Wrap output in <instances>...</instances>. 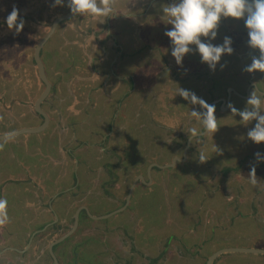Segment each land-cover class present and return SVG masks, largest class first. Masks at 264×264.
<instances>
[{
	"label": "rangeland",
	"instance_id": "obj_1",
	"mask_svg": "<svg viewBox=\"0 0 264 264\" xmlns=\"http://www.w3.org/2000/svg\"><path fill=\"white\" fill-rule=\"evenodd\" d=\"M37 1L0 0V34H3L7 28L5 26L7 25L6 18L14 6L19 9V18L22 17L23 12H26L25 8H28L29 12L24 17L29 15L33 18L32 25L30 21L24 23L28 26L23 27L25 30L18 33L19 37L24 38L26 34H32L31 30L35 24V12L38 7ZM43 1V34H46L52 21L57 16L70 10L67 7V0H65L64 5H59V9L52 7L51 0ZM174 2H178V0H170V3L165 0L156 3L153 0H117L109 16L78 15L68 23L66 22L65 24L68 26L61 29L63 33L61 37L64 41L59 42L57 36L52 37L42 50L45 55L41 53L44 55L43 60L46 64L48 77L52 75L54 79L59 80L58 85L61 91L66 90L68 92L69 89H74V93H82L87 88V83L97 85L100 78L97 76L96 80L93 78L89 81L87 77L89 72L86 68H80L79 70L77 66L69 67L70 63L67 62L71 58L67 55L64 56V52H70L71 50L74 52L75 50L77 53L82 51L83 47H88L85 52L93 56L95 49H100L101 43H99V40L107 39L104 37L108 32L106 30L108 26L106 27V25L109 22L111 34L118 36V39L125 45L123 47L125 53L123 55L120 53L124 57V63L121 64L126 67V62L131 61L130 59L139 60L140 83L135 91L136 99L124 109V114H122L123 111L120 113L123 117L122 120L127 121L128 126L125 129H120L117 125L113 129L111 128L110 141L107 145L116 144L121 141L120 139H125V141L129 139L128 143L134 145L132 138H135L138 141L136 143L138 145V156L139 158L143 157V162L139 161L138 163L139 171L142 172H146L151 162L160 164L169 162L170 159H167V157L172 156L170 154H173V150L169 151L166 148L162 149L163 152L159 149V146H164V139L174 140V132L178 131L179 133H176L180 135V138L177 137V140H180L178 151L181 153L184 147L181 137H184L186 132L190 134L197 129L195 123L189 121V118L193 116L192 111L194 108L191 102H187L188 106L185 107L176 103L177 93H180L181 89L194 93L192 89L197 86L198 94H194L198 101L205 100V103L214 98L225 97L226 88L240 83L246 84L248 78L251 77V73L243 71L240 67L241 64L237 63L238 57H243L244 54L245 62L242 63L244 69L246 65L251 63L253 55L259 56V50H253L247 44L249 37L244 19L229 17L222 18L219 27L228 30L229 37L233 41L231 46L234 52L231 55L225 53L217 64L215 71L207 63L201 61V56L195 45L190 46L193 51L185 55L182 66L178 65L171 54L170 38L165 35V32L173 26L167 23L168 17L163 12L164 7ZM113 14L119 16L120 20H115ZM223 28H218V35L215 40H211L210 37H202V41L211 42L215 45ZM136 29L140 40L134 44L131 39ZM13 31H11L9 44L7 38L1 41L10 45L11 58L7 59V57L6 59L11 61H6L4 65L0 63V132L10 129V126L7 125L9 110H12L11 119L21 117L18 120V125L15 126V130L42 121L41 116L33 118L23 116L24 110L28 111L29 109V112L33 113L32 105L37 99L34 92L28 97L25 96V81L23 78L26 76V72L24 67H27V70L31 73V79H35L37 67H34L32 57L37 42L36 39L38 40L42 34L36 36L32 44L28 42L30 58L23 61L22 48L25 46V40L17 41L14 37L16 32ZM223 41L224 39H222L220 45L223 44ZM67 44L71 49L67 48ZM229 62H232V64L229 65ZM221 65H224V67L221 68ZM194 73H201L202 80L198 81L195 79L196 77H192V75L196 76ZM252 75L253 81L259 87H262L261 90H264V73L256 71ZM1 78L4 80H1ZM53 78H49L51 83ZM179 80L185 81L179 83ZM212 85L214 87L217 85L216 89L212 90L213 92L209 89ZM37 90L39 93L41 85ZM59 92L49 98V102L58 106L60 110L59 119L71 120L70 115H72V117L80 120L86 119L85 123L89 127L92 125L98 126L102 124L103 120L112 117L102 115L103 120L98 121L99 116L90 107L85 110L82 102L76 105L68 98L59 101V98L56 97V95L59 96ZM238 93L244 94L241 88ZM25 98L28 100L27 107L23 104ZM261 100L263 101V98ZM246 101L238 95H232L230 99V103L238 110L248 107ZM193 104L195 103L193 102ZM66 106L74 108L69 110ZM213 106L219 116L217 118V131L214 134L209 133L203 138L195 139L194 152L188 158V162L185 161L173 169H155L157 175L150 185L155 183L159 188L164 189L166 202L168 203L161 211L159 210L160 214L151 215L149 207L146 209L148 212L146 217L143 210L134 209L133 206L136 208L137 203L141 209H144L149 201L148 198L140 200L142 195L138 196V200L136 199L137 203L133 201L138 195V189L143 186L141 184H144L140 181V184L138 183L133 191L129 207L125 212L117 214V217L114 215V217L108 218L109 221L104 223L90 222L86 217L80 220L81 223L75 235L64 246L60 247V249L68 251L71 261L73 260L72 251L75 247L78 253L76 258L79 259L78 261L76 259L77 263L75 264H114L118 259L116 263H120L123 249L120 248L119 244L126 238L123 233L131 229H135L134 233H136L139 264H154L149 262L151 258L156 259L155 264H205L212 253L224 247L264 248V170L260 168V165L264 162L258 163L256 166L258 184L254 186L249 179V165L255 162V153L264 154V143L256 144L247 136L249 129L255 126L256 121L245 124L242 118L238 114L234 115L228 107H221L220 110L219 104ZM202 109L203 106L197 102L194 110L202 113ZM11 123L13 122L11 121ZM155 123L159 126L164 125L168 130H172V133L168 132L167 136L164 137L163 130L162 132H156V137L152 138V134L148 133V129L152 131ZM134 126H138V135ZM107 130L110 131V128ZM144 130L145 133L143 134L141 131ZM117 133H119L118 138ZM42 136H46V134L41 132L25 133L2 139L0 140V153L19 152L21 151V145L25 148L26 144L33 145L32 150H38L36 147L41 145L40 139ZM98 141L94 136L89 140V143L95 144ZM42 142L46 143V140H42ZM71 143L64 139L61 141L62 146L65 145V149H68ZM123 144L125 148L127 145L124 141ZM71 146L76 147L74 143ZM140 146L142 153L139 152ZM83 151L99 153L102 149L99 145H96L91 146L90 149L84 148ZM200 153L206 156V162H200ZM80 168H76L75 173H78L79 169L81 175L80 185L82 186L79 191L82 193L76 197L69 194L70 199L69 197L59 198V209L63 212L62 217L65 220L61 222V226L65 227L64 229L72 225L73 210L81 202L89 201L92 195L98 197L103 195V191L101 194L99 193L100 189H94L88 195H85L83 183L87 182L86 175L88 173L85 172V176H83ZM183 171L187 173L185 176L182 174ZM137 172L134 166L131 173L123 176L114 188L116 197L112 201L115 204L107 205L104 202L99 208V213H109L114 206L124 203ZM105 200L110 201L107 198L102 199V201ZM172 201L179 202L178 211L173 209ZM153 202L156 201L153 200ZM175 212L186 215V222L179 219L174 220ZM49 232L52 234V231ZM40 242L42 243V241ZM65 256L64 261L67 262ZM47 262H49L48 259ZM213 264H264V254L226 252L219 256Z\"/></svg>",
	"mask_w": 264,
	"mask_h": 264
},
{
	"label": "flooded vegetation",
	"instance_id": "obj_2",
	"mask_svg": "<svg viewBox=\"0 0 264 264\" xmlns=\"http://www.w3.org/2000/svg\"><path fill=\"white\" fill-rule=\"evenodd\" d=\"M51 1H52L51 3L52 7L59 9V5L53 6L54 0ZM165 1L170 3V0H165ZM37 6L38 7L35 12L36 14L35 24L32 27L33 29L31 30L33 33L30 35L32 37H36L39 34H42V36H40V38L38 39V41H40L45 35L43 34L44 22H43V10H42V6H44V1L38 0ZM25 9L26 12L22 13L23 14L22 17L27 15L29 12L28 8ZM22 17L21 19H23L24 22L30 21L31 25L33 24L32 16L28 15L24 18ZM107 24H109V22H107ZM27 26L28 24H24V27ZM50 26L48 27L47 32L49 31ZM220 28L223 27L220 26L219 29ZM135 34H137V29L135 30ZM109 35L113 36L110 32H108L106 36ZM31 36L29 37V40H32ZM6 38L9 44L11 40L10 29H8V32L6 29L3 34H0V62L11 61V60H6L7 57H8L7 59L11 58L10 45L6 44L7 42H1L3 39ZM100 42L104 45V47H106L107 45H113L115 47H119L118 42H116V40H113L111 44L109 43V41H105V39H101ZM22 49L24 53L23 60L25 59L27 60L28 58H30L29 57L30 54L27 52L29 47L24 46ZM133 60H135V58H133ZM238 60L237 63L239 62L238 64L239 65L241 64L240 67L243 70L242 63L245 61L242 60V57L240 56L238 57ZM32 61L34 63V67H37L34 60V54L32 57ZM230 64H232V62H229V65ZM118 66L119 64H117L115 66V69L112 71L110 69V75L114 76L115 80L118 82V85L121 84L122 86H124V88L121 89V92L123 93L121 99L123 100V97L126 96L127 101L125 104L124 103L120 104L121 110L123 108L122 114H124V109L128 107L132 103V101L136 99L135 91L137 90L140 83V77H139L140 72L138 65H136L135 70L132 69V74H124L123 68L119 69ZM24 71L26 72L25 73L26 76L23 78V80L25 81L24 82L25 96L28 97L33 92L34 94H37L38 93L37 89H39V85H44V83L39 77L38 69L36 72L35 79L34 78L31 79V73L27 70V67H24ZM194 74H196V76L192 75V77H196L195 79H197L198 81L202 80L200 77L201 73H194ZM47 76H48V72H47ZM252 78L253 75L251 73V77L248 78L246 84L240 83V84H236L233 87H228L226 88V93H224L225 97L214 98L211 101H208L207 103H210V105L212 106L215 104H219L220 105L219 108L221 110L222 101H220V99L222 98L227 99L229 94L228 93L229 88H233L237 92L240 91L241 88L242 91L244 92L243 94L244 97L241 98L247 100L250 95V92L253 90L254 85L256 86V94L260 96V98H263L264 101V95H262L264 94V90H261L262 87H259V85L255 83ZM213 89L216 88L212 86V90ZM192 90L196 95L198 94L197 86L193 87ZM247 90L249 91L247 92ZM40 94L41 92L38 93V97L40 96ZM232 95H237V94L235 92H231L230 99L232 98ZM50 96L47 98V100H49ZM238 97L240 96L238 95ZM230 99H229V103H230ZM25 101L28 103V100L26 98ZM25 105L28 106V104L26 103ZM49 105L50 106L48 108V114L50 116V122L48 127L41 132V133H45L47 136V137L46 136L41 137L42 140H46V143H43L42 140L40 139L41 145L36 147V149L38 150H32L33 145L26 144L25 148H23L21 145V151L19 152L10 151V152L0 153V198L7 200V212L10 218L7 224L0 226V264H38L40 261L41 262L39 264H55L53 257L50 253V244L55 239L60 237L59 236L60 222L65 221L63 220V217L60 214L59 198L62 193L65 194L67 192H75L72 194L73 195L72 197H76L82 193L81 191H79L80 189H82V186L80 185L81 175L79 173V169H78V173H75L76 168L81 167L80 170L81 172H83V176H85V172L88 173L86 175L87 182L83 183L85 195H88L94 189H100L99 190L100 194L103 191L102 196L98 197L97 195H92L90 196L89 201L81 202V204H79L78 207L76 208L77 210L81 206H86L94 216H101L107 214V213H99L100 206H102L104 202H106L107 205L113 203L115 204V202L112 201L116 197L114 193V188H116L115 186L118 185V183L122 180L124 175L126 176L129 173H131V170L134 169V166L137 169L138 173H136V175L134 176L132 183L138 175H141L138 168L139 153H138V149L134 145L132 151L129 150L124 151V144L122 142V139H120L121 141L117 142L116 144H113L111 146L107 145L108 142L110 141L111 128L113 129L117 125L116 123L118 122L102 121V124L98 126L92 125L87 127L88 124L85 123L86 119L80 120L76 117H72V115H70L71 120L59 119L60 110L58 106H56L53 103ZM32 108L37 116L39 115L42 117V121L36 125L39 126L44 122V118L41 114L35 111V103L32 105ZM66 108H69V110H71V108L74 107L66 106ZM87 109L88 108L85 107V110ZM202 113H203V109H202ZM218 117L219 116L217 113V118ZM189 121L194 122L196 128L199 131L204 130L202 128L203 125L201 123L200 117L193 115L192 117L189 118ZM109 126H110V131L109 130L106 131L107 127ZM134 128L136 134L138 135V126H134ZM100 131H104V134H102V140H100V136H99L101 134ZM11 132L14 131L7 130L5 133L0 132V135ZM141 132H143L144 134L145 130ZM154 132H155L154 129L152 131L148 129V133L152 134V138ZM118 134L119 133H117V138H118ZM94 136L97 139H99V142L95 144L89 143V140ZM174 137L177 138L178 135H174ZM63 139L68 143L72 142L69 145L68 149H65V145L62 146L61 141ZM179 141L180 140H178V142ZM184 141H185L184 137H181V142L184 143ZM132 142L133 144L138 143V141L135 138H132ZM73 143L74 146H76L74 148L73 146H71ZM125 143L126 145L130 144L128 142ZM163 144L164 146L163 145H161V147L159 146L160 151H163L162 149H166V148L169 151L173 150L172 152L173 154H170L172 156L170 158L167 157V159H170L169 163L172 162L175 157L183 156L184 149L186 147L185 144L183 147V151L181 153H179L178 151V147H179L178 143H171V144L163 143ZM96 145H99L100 149H102V151H100L99 153L97 152L91 153V151H83L84 148L90 149L91 146H96ZM193 150H194L193 144H191L188 150V158L192 156L191 154L192 152H194ZM125 160H128L126 165L127 167L125 166ZM180 164H182V162L177 163L178 166ZM177 165L175 167H177ZM260 168L264 170V163L260 165ZM147 170L146 172L143 171L145 172L144 173L145 175L144 174L143 175L148 179ZM184 172L185 171H183L182 174H185ZM104 198H107L110 201L107 200L102 201V199ZM125 202L126 199L122 205L114 206L111 212L122 207L125 204ZM65 208L67 209L66 206ZM126 210L122 212H125ZM117 214H115L116 217ZM74 215H73V221H74ZM86 215L89 217L88 221L90 222L104 223L109 221L108 218H106L108 219L106 221H99L100 219H94L88 215L85 209L81 211L80 220L83 217H86ZM56 216H58V220H56ZM48 224L49 226L46 228L45 231L35 234L37 230H41L43 227H45ZM50 228H52L51 230L52 234L48 232ZM130 231L123 233L126 236V238H124L122 242L119 244L120 248L123 249L122 250L123 255L120 257L122 264L123 263L138 264L139 261V258L137 257L139 249H137V238H136V233H134L135 229L133 230L131 229ZM40 241H42V243ZM57 246L58 245L54 246V252L60 263V259H59L60 250ZM72 252H73L72 255L75 256L72 260V264H75L77 259L76 257L78 254L75 250V247L73 248ZM47 259L49 260V262H47ZM62 260L64 261V258H62ZM149 262H151V260H149Z\"/></svg>",
	"mask_w": 264,
	"mask_h": 264
},
{
	"label": "clouds",
	"instance_id": "obj_3",
	"mask_svg": "<svg viewBox=\"0 0 264 264\" xmlns=\"http://www.w3.org/2000/svg\"><path fill=\"white\" fill-rule=\"evenodd\" d=\"M64 3L65 0H54L53 6H62ZM116 3L117 0H67V7L74 16L86 14L109 16ZM163 12L168 17L167 23L173 26L165 32V35L170 38L171 54L178 65L182 66L185 55L193 51L190 46L195 45L201 61L215 71L225 53L233 54L234 49L231 46L233 41L225 36L223 44L217 46L211 42H203L201 38L210 37L211 40H215L222 18H243L248 30L247 44L251 49L259 50V56L253 55L251 63L246 65L243 71L264 73V0H178L164 7ZM6 23L9 29H14L17 33L23 30L25 22L19 18V9L15 6L7 16ZM223 67L224 65H221V68ZM180 95L194 103L199 102L207 109L203 113L192 111L194 116L201 118L204 130L200 135L214 134L217 131L215 107L202 100L198 101L195 94L187 90L181 89ZM246 103L248 107L243 110L236 109L232 103H228L227 107L234 115L238 114L245 124L256 121L255 126L249 129L247 136L256 144L264 143V101L256 94L255 85ZM254 157L255 162L249 165V179L255 186L258 184L256 166L264 162V154L257 152ZM199 160L204 163L207 158L200 153ZM9 220L7 200L0 198V226L7 224Z\"/></svg>",
	"mask_w": 264,
	"mask_h": 264
},
{
	"label": "crops",
	"instance_id": "obj_4",
	"mask_svg": "<svg viewBox=\"0 0 264 264\" xmlns=\"http://www.w3.org/2000/svg\"><path fill=\"white\" fill-rule=\"evenodd\" d=\"M160 0H153V2H159ZM70 12V11H69ZM68 12H66V13H63V15L64 14H67ZM114 15V19L115 20H117V21H119L120 20V17L119 16H115V14H113ZM128 15V14H127ZM59 16H61V15H59ZM59 16H57V17H59ZM56 17V18H57ZM55 18V19H56ZM54 19V20H55ZM53 20V21H54ZM71 20H73V18L72 19H69V20H66V21H64V23L63 24H61V25H59L58 26V28H57V30H56V32L54 33V35H53V37L54 36H57V39L59 38V42H62V41H64L63 39H62V37H61V34H63L62 33V31H61V29L63 28V27H67L68 25H66L65 23L67 22H69V21H71ZM53 23V22H52ZM51 23V24H52ZM7 28V31H8V26L7 25H5ZM108 26V29L106 28V30H108V32H110L111 33V31L109 30V26H110V24H108V25H106V27ZM51 27V26H50ZM67 29V28H66ZM14 29H10V31H13ZM50 30V29H49ZM226 30V36H228L229 37V34H228V30L227 29H225ZM27 31V30H26ZM13 32H16L15 30L13 31ZM28 32V31H27ZM86 32V31H85ZM107 32V33H108ZM86 34V33H85ZM107 35V34H106ZM129 35V34H128ZM127 35V36H128ZM31 35H25L24 36V38L23 37H19V34L16 32L15 34H14V37H15V39L18 41V40H22V39H24L25 41H24V44H25V46H27V47H29V44H28V42L30 43V44H32L33 43V41H34V39H35V37H32L31 36V39L32 40H29V37H30ZM114 37V38H113ZM129 37V36H128ZM128 37H127V39H128ZM104 38H107L105 41H109V43L111 44L112 43V41L113 40H116V42H118V46L119 47H115V46H113V45H107L106 47H104V45L100 42V40H99V43H101V45L99 46L100 47V49H95V52L93 53V56H91V55H89L87 52H85V51H87L88 50V47H83V49H81L82 51H78L77 53H76V51L74 50V52H72V50L70 51V52H67V51H65L64 53H65V55L64 56H68L69 58H71V59H69V62H67V63H70V65H68L69 67H74V66H77L78 68L77 69H79L80 70V68H86L87 70H88V72H89V74H88V80L90 81V80H92L93 78L96 80V78H97V76L100 78V82L97 84V85H94V84H92V83H90V85H89V83H87V88H85V90L82 92V93H80V92H77V93H74V89H69V93L66 91V90H63V91H61L60 89H59V85H58V79L56 80V79H54L53 78V76L51 77H49V78H53V81H52V92H51V96L53 95V94H56V92H59V96L58 95H56V97L57 98H59L58 100L60 101V100H62V101H64V98H68L70 101H73V102H75V104L77 105L78 103H83L84 104V106L85 107H90V108H92L93 109V112L96 114V115H98L99 116V118H98V121H101V120H103L102 119V115H104L105 117H108L109 115H110V117L111 118H108V119H105V120H103V121H107V122H111V121H116V122H118V123H116L118 126H119V128L120 129H125L126 127H127V121H124V120H122V115H120V113L123 111V108H122V110H121V108H120V104H122V103H126V96H124L123 97V100L121 99V97H122V92H121V89L122 88H124V86H122L121 84H119L118 85V82L115 80V78H114V76L113 75H110V69H111V71L112 70H114L115 69V66L117 65V64H119V66H118V68L119 69H121V68H123V70H124V74H132V69H134L135 70V68H136V65H138V63H139V60H133V59H130L131 61H128V62H126V64H127V66L126 67H124L121 63L123 62L124 63V61H123V59H124V57H122L121 55H120V53H122V55L125 53V51H123L124 49H123V47H125V45L122 43V41H120V39H118V36L116 37V35H113V36H105ZM142 38V37H141ZM51 39H52V37H51ZM111 39V40H110ZM67 40H69V39H67ZM126 40V39H125ZM131 40H133V43L134 44H136V43H138V40H140V38H139V36L137 35V34H132V39ZM27 41V42H26ZM36 45H37V43L39 42L37 39H36ZM50 41V40H49ZM47 44H48V42H47ZM61 44V43H60ZM68 45V49H71L70 48V46H69V44H67ZM36 47V46H35ZM59 47H60V45H59ZM29 50V49H28ZM59 50H60V48H59ZM35 51V50H34ZM28 52V51H27ZM59 52V51H58ZM57 52V53H58ZM42 54H44L43 53V51H42ZM23 55H24V53H23ZM45 55V54H44ZM44 55H42V57H43V59H44ZM23 58H24V56H23ZM7 60V59H6ZM242 60H244V54H243V57H242ZM23 61H27L26 59L25 60H23ZM22 61V62H23ZM0 63H2L3 65L6 63V61H3V62H0ZM139 72H140V69H139ZM9 75V74H8ZM10 78H11V76H10ZM157 79V78H156ZM1 80H4V79H2L1 78ZM51 80V79H50ZM158 80V79H157ZM55 84H56V89H54V86H55ZM44 85H41V90H40V92L42 93V91L44 90V87H43ZM43 87V88H42ZM39 92V93H40ZM95 96V97H94ZM36 98H38V93L36 94ZM27 99V98H26ZM90 99H91V101H90ZM26 104H27V102L25 101V100H23ZM36 101V100H35ZM25 103H23L24 105H25ZM49 104H51L50 102H49V100H45V102H44V104H43V107H44V109L48 112V107L50 106ZM208 104V103H207ZM89 105H92V106H89ZM101 105H102V107H101ZM103 105H105V106H103ZM108 105V106H107ZM210 105V104H209ZM26 106V105H25ZM48 106V107H47ZM27 107V106H26ZM118 107V108H117ZM183 110V109H182ZM207 111V109L205 108L204 109V107H203V112H206ZM9 116L7 117V125L8 126H10V129L8 130V131H16L15 129H16V125H18V120L21 118V117H16V118H14V119H11V113H12V110H9ZM33 113H30L29 112V109H28V111L27 110H24V114H23V116H25V117H28V116H30L31 118H33V117H36L37 115H36V113L34 112V111H32ZM37 112V111H36ZM39 116V115H38ZM217 119V118H216ZM35 120V119H34ZM127 120V119H126ZM11 121L13 122V123H11ZM40 123V122H39ZM39 123H37V124H39ZM37 124H34V125H30L29 127H34V126H36ZM100 125V124H99ZM154 128V130H155V132H154V134H153V137H156L155 136V134H156V132H162L163 130H164V137H166L167 136V134H168V132H170V133H172L170 130H168L167 128H165V126L164 125H162V126H159L157 123H155L154 124V126H153ZM110 128V126L109 127H107V129H109ZM176 130V129H175ZM202 132H203V130H201ZM201 131H199L198 129H196L195 130V132H191L190 134H187V132H186V137H185V135H184V139H185V141H184V143L183 144H185V145H187V143H188V140H189V138L190 137H192V136H194V135H196V134H198V133H201ZM6 132V131H5ZM5 132H3V133H5ZM100 140H102V134H104V131H100ZM176 133H179L178 131H175L174 132V135H178V134H176ZM182 134H184V133H182ZM190 136V137H189ZM206 135H202V136H194L193 138H192V141H191V144H194L195 143V139H197V138H203V137H205ZM178 137L180 138V135H178ZM189 137V138H188ZM188 138V139H187ZM126 139H128V138H126ZM99 140V139H98ZM124 142H128L129 141V139H128V141H125V139H122ZM122 141V142H123ZM99 142V141H98ZM163 143H169V144H171V143H178L179 144V142H178V140H177V138H175L174 140H166V139H164V142ZM162 144V143H161ZM175 150V149H174ZM195 155V154H194ZM164 156V155H163ZM187 159H188V157H187ZM192 159V158H191ZM185 162V161H184ZM184 162H182V163H184ZM151 163H154V162H151ZM150 163V164H151ZM158 163V162H157ZM165 163V162H164ZM163 163V164H164ZM167 163H169V162H167ZM160 164V163H159ZM148 167H149V165H148ZM148 167H147V169H148ZM155 168V167H154ZM157 168V167H156ZM173 168H175V167H171V168H165V169H173ZM146 169V170H147ZM159 169H161L162 170V168H159ZM164 169V170H165ZM141 173V175H143L145 172H140ZM185 174H183V176H185L187 173H186V171L184 172ZM145 175V174H144ZM156 175H157V171L156 170H154L153 169V171H152V178H153V180L155 179V177H156ZM147 180H149V179H147ZM152 182H149V183H144V184H141V185H143L141 188H140V186H139V188L140 189H138V191H137V197L133 200V201H135L136 203H137V200H138V196H140V195H142V198L140 199V200H145V199H149V201L147 202V204H146V206H145V208L144 209H141L140 208V205L137 203L136 204V208H135V206H133L134 207V209H140V211L141 210H143L144 211V213H145V216L147 217L148 216V212H147V208H149L150 207V209H151V215H156L157 213L158 214H160L159 213V210L161 211V209H163L165 206H167L168 205V203L166 202V194H165V191H163L161 188H159L155 183H153V185H150ZM140 184V183H139ZM178 187V186H177ZM180 187V186H179ZM159 196V197H158ZM137 199V200H136ZM153 200H155L156 202H153ZM166 202V203H165ZM171 205H172V207H173V209L174 210H176V211H178V208H179V202L178 201H172L171 202ZM137 211V210H136ZM157 218V217H156ZM173 219L175 220V219H179L180 221H182V222H186V215H184V214H179V212H175L174 213V217H173ZM183 219V220H182ZM191 221V220H190ZM170 238H172V236H170ZM112 251V250H111ZM112 254H114V252L112 251ZM110 258H112L111 256H110ZM79 259H77V261H78ZM119 260V259H118ZM117 260V261H118ZM116 261V262H117ZM114 263V264H122V262H120V263ZM151 262H153L154 264L156 263V259H152L151 258ZM75 263H77V262H75ZM123 264H126V263H123ZM139 264V263H138Z\"/></svg>",
	"mask_w": 264,
	"mask_h": 264
},
{
	"label": "water",
	"instance_id": "obj_5",
	"mask_svg": "<svg viewBox=\"0 0 264 264\" xmlns=\"http://www.w3.org/2000/svg\"><path fill=\"white\" fill-rule=\"evenodd\" d=\"M76 16H74L71 12H68L67 14H64V15H61V16L57 17L53 21V23L51 24L50 30L44 35V37L37 43V45L35 47L34 60H35V63L37 65V69H38V72H39V77L42 80V82L44 83V90H43V92L40 94V96L35 101V111H37L39 114H41L43 116L44 122L41 125L36 126V127H26V128H22V129L16 130V131L11 132V133L1 134L0 135V140L5 139V138L16 137L18 135L25 134V133H39V132H42L43 130H45L48 127L49 122H50V116L43 109L42 105H43L44 101L50 96V94L52 92V83L49 80V77L47 76L45 62L43 60V57H42L41 53H42V50H43L44 46L46 45V43L51 39V37L56 32L58 26L62 22L66 21V20H69V19H72V18H74ZM231 92H235L240 97H244V95H241L240 93L235 91L233 88H229L228 89V93L229 94H228L227 99L226 98L220 99V101H222V108H227V105L229 103V99L231 97ZM209 104L210 103H208V105ZM204 109H205V107H204ZM215 117L217 118V113H215ZM198 135L202 136V135H200V133H198V134H196L194 136H198ZM194 136L189 138L188 143H187V145H186V147L184 149V153H183L182 157H175L172 162L166 163V164H159L157 162L151 163L149 165V167H148V170H147V177H148L149 180H147L144 175H138L134 179V181H133V183H132V185H131V187L129 189V192H128V195H127V198H126V202H125V204L122 207H120V208H118V209H116V210H114V211H112L110 213L101 215V216H94L89 211L88 207H86V206L79 207L76 210V212H75L74 221H73V224L70 227V229L66 233L61 235L59 238L55 239L50 244V253H51L52 257H53L54 263L55 264H60L56 254L54 252V246L61 244L62 242L66 241L69 237H71L73 234H75V232L77 231V229L79 227L80 214H81V211L83 209H85L87 211V213H88V215L90 217H92L94 219H100V220L109 218V217H111V216H113V215H115V214H117L119 212H122V211L126 210L128 205H129V203H130V198L132 196V193H133L135 187L137 186V184L139 183V181H142L145 184L149 183V182H152V169L154 167L162 168V169L163 168H171V167H175L178 162H184V161L187 160L188 150H189V148L191 146V141H192V138ZM56 220H58V216H56ZM48 226H49V224L46 225L45 227H43L41 230H37L35 232V234L45 231ZM226 252H242V253L264 254V248H256V247H224V248L218 249L217 251L212 253L210 255V257L207 259V261L205 262V264H213L214 261L219 256H221L223 253H226Z\"/></svg>",
	"mask_w": 264,
	"mask_h": 264
},
{
	"label": "trees",
	"instance_id": "obj_6",
	"mask_svg": "<svg viewBox=\"0 0 264 264\" xmlns=\"http://www.w3.org/2000/svg\"><path fill=\"white\" fill-rule=\"evenodd\" d=\"M76 18V17H75ZM226 30H224V29H222V33L220 34L219 33V37H218V42H215V45H220L222 42V39H224V37L226 36ZM186 80V79H185ZM185 80H179V83H183ZM213 87H214V85H212ZM216 86L217 85H215V87L214 88H216ZM54 89H56V84H55V86H54ZM210 90H212V87H210L209 88ZM204 100V99H203ZM187 102H191V104H192V106H195V104H193V102L190 100V99H185L182 95H180V93H177V99H176V103H178V104H181V106H183V107H185V106H188V103ZM204 102H206L205 100H204ZM196 103V102H195ZM180 109H182L181 107H179ZM194 110V109H193ZM154 128V127H153ZM134 146L136 147V148H138V145L136 144V143H134ZM132 149H133V145H131V144H128L125 148H124V151H132ZM139 152L140 153H142V150H141V146H140V150H139ZM142 155V154H141ZM127 161L128 160H125V166L127 165ZM139 161H141V163L143 162V157H141V158H139ZM127 167V166H126ZM156 169V168H155ZM154 169V170H155ZM157 171V170H156ZM228 171V170H227ZM139 172H142V171H139ZM138 173V172H137ZM73 193H75V192H67V193H62L61 194V198H65V197H69V194H73ZM69 199H70V197H69ZM77 208V207H76ZM76 208L73 210V213L75 212V210H76ZM60 214L62 215L63 214V212H61L60 211ZM86 217L87 218H89L87 215H86ZM70 225H71V223H70ZM71 227V226H70ZM70 227H66V229H64L65 227H62L61 226V222H60V229H59V236H61L62 234H64L65 232H67L69 229H70ZM52 230V228H50L49 229V231H51ZM48 231V232H49ZM75 235V234H74ZM73 235V236H74ZM73 236H71L70 238H68L66 241H64V242H62L61 244H59L57 247L59 248V250H62V251H60V254H59V259H60V263L61 264H72V261L70 260V257L68 256V251L66 252V250H64V249H60V247H62V246H64L65 244H66V242H68ZM256 244V243H255ZM65 254H67V256H65ZM61 256H63V257H61ZM64 256L66 257V260H67V262H65V261H63L62 260V258H64ZM75 256H73V258H74ZM68 258V259H67Z\"/></svg>",
	"mask_w": 264,
	"mask_h": 264
}]
</instances>
